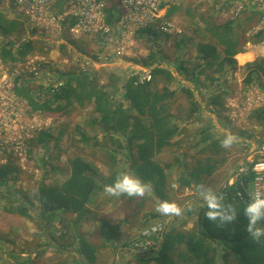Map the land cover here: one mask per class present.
Returning <instances> with one entry per match:
<instances>
[{
    "label": "rangeland",
    "instance_id": "obj_1",
    "mask_svg": "<svg viewBox=\"0 0 264 264\" xmlns=\"http://www.w3.org/2000/svg\"><path fill=\"white\" fill-rule=\"evenodd\" d=\"M1 2L2 0L0 1V12L6 14L5 3H9L4 2V0ZM158 4V11L160 12L158 20L170 24L166 30L168 34L160 30L158 25L148 29L157 33L156 42L160 45V49L166 57V62L162 63L161 67L169 68L174 75V80L167 82L164 77H160L156 85L160 91L165 87L172 91H177L169 102L170 113L175 119L184 120L189 114L190 104L187 96L179 90L180 85H186V87L191 89L199 103L200 101L202 102L203 94L205 96L207 94L210 95L209 91H215L214 94L216 95L219 92H223L224 102L230 100L234 101L236 105H246L247 100L252 97L254 92H257L258 98L264 102V82H261V79L256 78L257 80L254 79L247 82V76L244 78L240 76V73H237L236 64L225 63L223 70H220L218 65L224 59L223 49L215 42L210 41L211 37L207 33L206 25L201 21V19L207 18H213L217 23L233 21L230 19L231 17H226L219 10L220 6L225 5L227 11L231 13L241 8L240 5L233 0H159ZM187 8H190L194 14L186 13ZM125 13L126 10H123L120 16ZM248 17H251V15H246L245 18L239 19L236 23L249 28L251 20ZM251 19L253 20V18ZM119 21H113L109 24L106 19L105 24L109 30L107 34L102 35L99 33L93 36H85L82 40H72L68 34L59 35L58 31L52 32L51 29H45V37L48 36V40L43 41V43L38 40L33 42L38 44V49L35 53L44 58L41 62L42 66H46L47 63L50 66L49 70L44 69L48 73L47 76L41 74L44 77H40L41 79L38 78V80L32 79L26 84V86L33 88L31 92H33L34 101L41 105L48 100L47 91L42 90V88L49 86L50 82L53 83L55 81H50L47 78L48 76H54L53 70H51L54 68L60 69V72L97 73L99 85L113 99L120 93L121 80L126 78V76L132 73H138L142 76L144 72L141 69L152 70L142 63L135 62L136 60L142 62L150 54L151 51L149 49L152 48V44L144 38H138V32L132 35L127 32L123 33L117 27ZM245 23L246 25H244ZM179 40L181 41V46L185 48L186 56L184 57L191 60L192 63H195L193 59L200 55L201 47L205 45L217 47L215 52L218 57L216 64L212 68L202 67L205 68L200 79L203 83L199 82V86L187 80L174 68L177 65L173 61L177 57L175 50L176 43ZM201 44L202 46H200ZM25 45L20 51L22 59L31 53L22 54ZM97 57L101 59V63L98 62ZM241 59L242 62H245L252 58L245 56L241 57ZM261 62H264V60H261ZM192 63L188 62L186 64L188 70L197 68ZM8 67L11 69L15 68L12 63H9ZM56 74H59V71ZM204 75L212 76L214 81H206L207 79H204ZM19 82L18 79V84ZM17 89H20V86L19 88L16 86V92ZM18 96L26 103L27 111L25 117L32 121L43 122V128L37 142L33 138L31 144L24 148L23 156L18 157L17 161L14 162L11 159L3 158V162H13L20 169V174H12L13 178L8 183V190L5 187L0 188V264H15L18 261L29 262V264H56L60 260L67 264H74L76 259L80 261V264H88L87 262H81L75 251L77 240L72 236L77 231L76 227L80 228V232L85 239L101 248L97 254V262L94 264H144L139 263L143 261H139L138 258V262H136L135 258L144 255H134L130 250L129 244L140 238L142 229L163 221V219L158 217L155 218L160 213L157 209L161 202L150 196L149 192L143 197H109L104 194V186L101 189L98 188L93 194L87 219L85 216L83 220L75 223L76 215H67L65 222L69 225H74L68 232H66L65 226L61 224L60 220L54 221L53 227L57 242L66 246L62 250L49 246L51 243L50 239L47 237V233L42 231L39 226L38 223L41 221L37 219V213H31V218H27L11 214L5 210L8 200L11 199L9 195L11 192L22 190L33 194L36 192L37 185L41 182H45L49 186L62 184L70 172L68 160L71 157L78 156L86 163H89L96 173L103 177V185L109 184L105 183L109 177L129 171V162L124 154L125 151H117L116 141L105 137L101 131V126L92 122L94 119H98L99 115L94 111V105L91 101L84 104L75 103L72 109H67L62 113H55L34 110L26 97ZM66 104L64 101L56 102L52 105V108L57 105L66 106ZM249 115L246 113L240 117V127L229 126L219 122L222 129L213 128L215 125L212 127V118L203 114L197 121L181 123L183 134L178 135L171 143L169 149L155 156L154 159L159 162H172L174 159L173 153L177 152L186 156L185 163L194 165L202 148V146H196L200 139L199 133L207 129V127H211L214 137L221 140L230 133V130L233 131L231 134L238 139L227 149L228 153H231L230 159L233 164L238 166L243 164L241 167H248L245 155H248L250 149H254L264 142L263 130L254 128L252 118ZM82 135L89 138V141L84 142ZM118 140L122 143L123 138L119 137ZM178 143L182 146L181 148L177 147ZM115 151L118 152V156H116ZM171 170L173 175L168 174L169 170L167 171L169 176L168 192L172 190L171 182L173 181V176L180 169L174 166ZM223 174V171L219 172L217 176L219 181L223 179ZM147 195H149V198H146ZM181 195V192L175 194V196H172V200L182 209L186 206L188 199L182 198L181 202H179V196ZM195 197H197V200H192L196 204L205 201L201 196V192L190 194V198ZM37 208L36 204L34 209ZM142 214L144 215L142 224L143 222L148 224L138 230L137 226L140 223ZM163 216L166 218V215ZM170 217L178 216L171 215ZM193 218L195 217H189L187 221L188 219L193 220ZM102 221H108L112 227H116L114 235L110 233L109 229L102 227ZM184 223L186 224L185 221ZM184 227H187V225H184ZM186 261L187 264H197L196 259L192 256H188ZM227 261V264H237L233 256H229Z\"/></svg>",
    "mask_w": 264,
    "mask_h": 264
},
{
    "label": "trees",
    "instance_id": "obj_2",
    "mask_svg": "<svg viewBox=\"0 0 264 264\" xmlns=\"http://www.w3.org/2000/svg\"><path fill=\"white\" fill-rule=\"evenodd\" d=\"M106 12L107 23L109 24L121 19L116 6L109 7ZM186 13L194 14L190 8L186 9ZM201 21L206 25L207 33L211 37L210 41L215 42L223 49L224 59L218 65L220 70H223L225 63L234 65L236 63L234 58L242 53L244 27L236 21L217 23L213 18L201 19ZM25 32L24 22L9 19L0 12V37ZM165 34L168 33L165 31ZM137 36L152 44V48L149 49L150 54L142 62L135 61L152 69V80L137 84L135 77L126 76L121 80L120 93L114 97L115 99L110 97V94L99 85L98 75L94 72H59L57 79L66 81V85L56 90L50 87L47 93L48 100L41 105L34 101L33 92H31L33 88L26 86L27 83L21 84L22 86L17 89V93L26 97L34 110L45 112L62 113L67 109H72L75 103L84 104L91 101L94 105V111L99 115V118L92 122L101 126V131L105 137L116 141L117 151H125L124 154L129 162V171L134 172L143 181L151 184L150 196L155 197L161 203L169 202L167 191L169 176L166 171L171 170L174 166L180 169L178 170L177 181L181 189L192 187V185L200 188L202 177L212 175L219 163L225 162L224 154L227 149L221 147L222 140L216 139L211 132L212 128L207 127L199 133L200 139L196 146H202V148L194 165L185 163L186 156L177 152L173 153L172 162H159L154 159L155 156L168 150L178 135L183 134L181 123L197 121L201 117V103L196 100L191 89L186 85H180L179 90L187 96L190 104L189 114L184 120L173 117L170 113L169 102L177 91H172L166 87L160 91L156 85L160 77H164L167 82L174 80V75L169 68L161 67L162 63L166 62V57L156 42L157 33L151 29H141ZM9 43L11 42L9 41ZM3 44L4 41L2 40L0 57L6 63L18 62L22 49L14 53L12 47L7 44L9 46L7 49L2 46ZM37 49L38 44L31 41L24 46L22 54L35 52ZM184 49L179 40L176 43L175 53L177 57L173 63L177 65L174 68L187 80L199 86V82L203 83L200 79L205 68L202 67L212 68L216 64L218 57L215 52L217 47L211 45L201 47L200 55L193 59L195 63L184 57L186 56ZM188 62L197 68L188 70L186 66ZM256 66L257 71L264 76V62H258ZM252 75L253 72H250L246 79L247 82L254 80ZM204 77L205 80L207 79L206 81H214L210 75H204ZM223 94L215 95L212 93L208 95L205 99L206 104L223 107ZM118 96L120 97L118 98ZM62 101L67 103L66 106L57 105L52 108L56 102ZM252 119L258 125L264 126V109L255 111L252 114ZM119 137L123 138L122 143L118 140ZM82 139L84 142L89 141L85 135H82ZM180 144L182 143L180 142ZM180 144L178 143V148L182 147ZM117 151H115L116 156H118ZM68 164L70 172L62 184L49 186L45 182H41L33 194L22 190L11 192L9 193L11 199L5 206L7 212L27 218H31V213H37V219L41 221L38 224L50 239L49 246L60 250L65 249L66 246L57 242L53 227L54 221L60 220L68 232L74 225L65 222L67 215H76L75 223L83 220L85 216L87 219L94 192L104 186L103 178L81 157H71ZM13 173L20 174V169L13 162L0 165V188L5 187L8 190V183L13 178ZM115 177H109L105 183H113ZM254 178L255 173L248 166V171L240 173L239 179L234 185L226 186L215 193L223 198L222 202L225 205H232L236 209L237 219L234 222L225 224H221L219 221L213 222L206 218V213L209 210L208 202L203 201L197 204L193 202L184 214H187V217H195L194 227L190 230L183 228L184 225L178 227L179 221L173 226L166 225L162 239L156 249L148 251L143 254L144 256L136 257L139 261H143L139 263L187 264L186 259L188 256H192L196 259L197 264H227L228 257L233 256L237 264H264V238L257 243L250 237L247 232L248 220L244 215V209L251 198L249 188L252 186ZM146 198H149V195ZM36 204L38 208L34 209ZM102 227H106L110 233L115 234L116 227H112L108 221H102ZM76 228V235L74 233L72 236L77 240L75 251L81 262L94 264L97 262V254L101 248L85 239L80 228ZM15 264H29V262L18 261ZM56 264L67 263L60 260ZM74 264H80V261L76 259Z\"/></svg>",
    "mask_w": 264,
    "mask_h": 264
},
{
    "label": "built area",
    "instance_id": "obj_3",
    "mask_svg": "<svg viewBox=\"0 0 264 264\" xmlns=\"http://www.w3.org/2000/svg\"><path fill=\"white\" fill-rule=\"evenodd\" d=\"M233 1L241 8L230 13L225 5H221L219 10L226 17L238 21L243 17L245 18L246 15H251L248 17L251 20L249 28L242 26L245 29L242 57L247 56L252 59L243 62L237 68V73L245 78L250 72H253L252 77L254 79H261L260 81L264 82V76L257 71L256 66L258 62L264 60V0ZM4 2L9 4L5 3L6 14H3L9 19L21 20L26 27L25 33L0 37V44L3 40L2 46L7 49L9 46L12 47L14 53L21 50L23 44L37 40H48V36L45 37V29H51L52 32L58 31L59 35L68 34L72 40H82L85 36H93L99 33L107 34L109 30L105 24L106 10L111 6H116L119 13L126 10V13L121 15L117 26L123 33L127 32L132 35L141 29H152L156 25L159 29L166 31L167 27L170 26L169 23L158 20L159 0H4ZM255 37L259 40L256 41ZM62 42L64 41L62 40ZM64 44L66 43L64 42ZM20 58L18 62L12 63L15 68L11 69L8 67L11 62L6 63L0 57V165L8 163V161L3 162V158L15 162L18 157H22L24 148L31 144L33 138L37 142L43 128V122L32 121L25 117L26 103L18 96L16 86L19 88L22 86L21 84L29 83L32 79L38 80V78L44 77L42 75L47 76L48 73L44 69L49 70L50 64L47 63L46 66H42L41 62L44 58L35 52L29 53L24 59ZM97 59L99 63L102 62L98 57ZM51 70H53L54 76L47 78L50 81H55L42 88L47 93L50 87L56 90L65 85V81L56 78L58 75L56 73L60 72V69ZM141 71L144 72L142 76L138 73L130 75L135 77L137 84L152 80L150 69H141ZM253 94L244 106L226 100L222 112L212 105H207V110L211 114L220 115L231 126L240 127V117L246 113L250 114L264 109V102L258 98V93L254 92ZM249 160L248 166L255 173L250 192V197H252L257 192L264 193V142L254 149ZM247 171L248 167L239 169V173ZM174 188L177 189L178 187L174 185ZM166 225L167 221L163 220L142 229L140 238L129 244L132 253L143 255L152 249H156L162 239Z\"/></svg>",
    "mask_w": 264,
    "mask_h": 264
},
{
    "label": "clouds",
    "instance_id": "obj_4",
    "mask_svg": "<svg viewBox=\"0 0 264 264\" xmlns=\"http://www.w3.org/2000/svg\"><path fill=\"white\" fill-rule=\"evenodd\" d=\"M238 138L229 133L222 141L221 147L228 149ZM104 194L109 197H143L151 191V184L143 181L134 172L126 171L118 174L111 184L103 187ZM202 198L208 202L209 210L206 218L221 224L232 223L237 219V211L232 205H225L221 196L211 192L206 186L200 188ZM197 198V197H196ZM204 201V202H205ZM162 215L182 214V209L175 203L162 202L157 209ZM244 215L248 220L247 232L257 243L264 238V193H255L244 209Z\"/></svg>",
    "mask_w": 264,
    "mask_h": 264
},
{
    "label": "crops",
    "instance_id": "obj_5",
    "mask_svg": "<svg viewBox=\"0 0 264 264\" xmlns=\"http://www.w3.org/2000/svg\"><path fill=\"white\" fill-rule=\"evenodd\" d=\"M41 43H42V41H40ZM86 55V54H85ZM242 53H240L239 55H237L234 59H235V61H236V69L238 68V67H240L241 66V64L243 63L241 60V57H242ZM92 73V72H91ZM95 73V72H94ZM215 92V91H214ZM214 92H210L209 91V93L210 94H212V93H214ZM223 94V92H219V94L218 95H222ZM216 95V94H215ZM205 97V98H204ZM208 97V94L205 96V94H203V97H202V102L200 101V103H201V112H202V114L204 115V116H206L207 115V117H209L210 116V118H212V127H213V125H215V127H213V128H221L222 129V127L220 126V124H219V122L221 123L222 122V124H226V125H229L230 126V123L226 120V119H224V118H222L220 115H214V114H211L210 112H208V108H207V104L205 105V99ZM199 101V100H198ZM208 105H210V104H208ZM213 107H215L216 109H218L219 111H223V109H224V106L223 107H220V106H215V105H212ZM254 113V112H253ZM253 113H250V115H249V117L250 118H252V114ZM252 124H253V126H254V128H260L261 130H263V132H264V126L263 125H258V123L257 122H255V120H253L252 119ZM216 125H218L217 127H216ZM230 133H233V131L232 130H230L229 131ZM256 148V147H255ZM254 148V149H255ZM254 149H250V151H249V153H248V155L246 154L245 155V159H246V161H248L247 163H246V165H249V158H250V156H251V154L253 153V151H254ZM162 154V153H161ZM231 153H228V150H226V152H225V154H224V158L226 159L225 160V162H223L222 164H220L219 163V165H218V167H217V169L215 170V172L212 174V175H210V176H203L202 177V181H201V186H200V188L202 187V186H206L211 192H213V193H216V192H218L219 190H221L222 188H225L226 186H228V187H231L232 185H234V183L239 179V176H240V173H239V169L241 168V166H243V164H241L240 166H238L237 164H233V162H232V160L230 159L231 158ZM226 166H229V167H226ZM224 172V174H223V179H221L220 181H219V179H217V176H218V174H219V172L221 173V172ZM166 173H167V171H166ZM168 174H170V175H173L172 174V170H169V173ZM179 174V172H177L176 174H175V176H173V181L171 182V186H172V190H169V194H170V196H169V201L171 202V203H174L173 202V200H172V196H175V194H178V193H182V195L181 196H179L180 197V200H179V202H181V199L182 198H186V199H188V201L186 202V206H184L183 208H182V214L180 215V217L178 218V217H170L171 215H166V218H165V216H163L161 213H159V215H157L155 218H159V219H163V220H166L167 221V225H169V226H173L175 223H177L178 221V223H177V226L178 227H180L181 225L183 226V225H187V227H184L185 229H187V230H190V229H192L193 227H194V225H195V218H193V220L192 219H188V221H187V218H189V217H187V214L185 215L184 213H185V211L187 210V208L189 207V206H191L192 205V203H193V200H197V198L195 197V198H190V194H193V193H195V192H200V188H198L197 186H195V185H192V187H186V188H180L179 187V182L177 181V175ZM102 177V176H101ZM103 178V177H102ZM216 179H217V181H216ZM173 185H176L178 188L176 189V188H174L173 187ZM168 189H169V186H168ZM251 190H252V186L249 188V195H250V192H251ZM150 193V192H149ZM168 194V195H169ZM193 199V200H192ZM184 214V215H183ZM140 215V214H139ZM144 217V215L142 214V216H140V218H141V220H140V223L138 224V226H137V229L139 230V229H142L144 226H146L148 223H145L144 224V222H143V224H142V218ZM176 218H178V219H176ZM186 219V220H185ZM184 221L186 222V224L184 223ZM109 223V222H108ZM182 223V224H181ZM110 224V223H109ZM111 225V224H110ZM134 225V224H133ZM112 226V225H111ZM115 228V227H114ZM135 255V254H134ZM136 258V257H135ZM137 259V258H136ZM136 262H138V261H136Z\"/></svg>",
    "mask_w": 264,
    "mask_h": 264
},
{
    "label": "bare ground",
    "instance_id": "obj_6",
    "mask_svg": "<svg viewBox=\"0 0 264 264\" xmlns=\"http://www.w3.org/2000/svg\"><path fill=\"white\" fill-rule=\"evenodd\" d=\"M259 36V35H258ZM207 37V36H206ZM256 41H258L259 39H257L256 37L254 38ZM227 61V60H226ZM130 77H134V76H130Z\"/></svg>",
    "mask_w": 264,
    "mask_h": 264
}]
</instances>
